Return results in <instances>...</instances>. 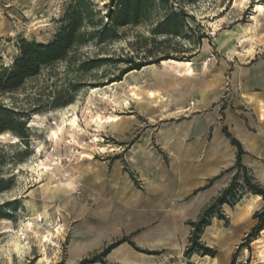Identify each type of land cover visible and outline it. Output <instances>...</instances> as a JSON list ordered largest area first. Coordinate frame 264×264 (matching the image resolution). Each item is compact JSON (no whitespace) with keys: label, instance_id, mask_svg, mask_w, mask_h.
<instances>
[{"label":"rangeland","instance_id":"1","mask_svg":"<svg viewBox=\"0 0 264 264\" xmlns=\"http://www.w3.org/2000/svg\"><path fill=\"white\" fill-rule=\"evenodd\" d=\"M86 1L92 4V12L88 13L83 29L92 32L107 22L110 0ZM153 1L145 20L117 28L114 36L103 39L88 36L87 42L72 49L66 59L44 66L37 76L27 79L16 91L0 93L1 105L11 108L27 129L24 137L10 130L0 136V214L3 215L0 217V264H67L74 242L73 228L88 216L107 224L115 222L116 232L110 237L120 238V229L124 230L122 225L130 221L132 214L124 210L120 185L124 176L129 175L133 180V173L136 178L128 160L136 161L140 154L152 148L150 131L161 124L181 125L185 115L181 110L182 101L187 98L188 106L196 109V97L201 93L209 94L212 102L199 107L202 109L199 113L216 107L222 112L231 97L226 89L228 65L264 55V0H249L244 5L240 0ZM75 2L0 0V71L9 67L20 54L23 40L41 43L54 40ZM171 12L181 14L170 21L174 27H180L179 33L152 34V29ZM240 25L242 33H234L240 39L225 45ZM232 47L236 49L233 55L229 53ZM164 54L182 57V60H162L138 70L148 73V77L130 71L118 78L127 65L125 59L147 58L150 62V55ZM96 59L103 61L94 66L91 61ZM186 61L193 62L194 73ZM153 74H157L159 80ZM218 75L223 83L217 80ZM136 83L159 90L164 96L162 103L153 101L152 108H146L148 91L143 89L139 91L138 101L126 106L115 105L113 98H126L128 85ZM70 99L71 102L63 104ZM63 112L69 117L76 113L89 134L74 137L67 126L56 138L52 131L61 124ZM98 123L102 127L98 128ZM95 133L104 139L100 144L107 146L106 152H100L96 143L91 142ZM40 161L53 168L61 180L70 183L68 194L45 201L52 185L47 172L41 177L37 175L34 168ZM252 177L264 185L253 172ZM134 183L140 186L139 182ZM242 184L241 176L237 192L243 197L232 207L222 205L225 218H212L201 241L216 250L215 257L221 264H231L235 252L236 264L248 261L264 264L259 254L264 246L262 231L248 246L240 247L256 222L255 212L264 205L262 197L260 202H254L253 194ZM87 199H97V202L84 205ZM43 204L48 205L47 216L43 212L44 215L36 218L34 209L42 212ZM247 205L252 206L250 213ZM188 222L184 243L171 253L166 249L156 250L159 252L153 254L156 264H198L197 261L205 257L200 253L187 255L192 234ZM57 227L62 233L57 234ZM208 227L216 234L208 236ZM43 235H48V239ZM16 240L25 245L21 253L15 248Z\"/></svg>","mask_w":264,"mask_h":264},{"label":"crops","instance_id":"2","mask_svg":"<svg viewBox=\"0 0 264 264\" xmlns=\"http://www.w3.org/2000/svg\"><path fill=\"white\" fill-rule=\"evenodd\" d=\"M217 80L223 83L221 75ZM227 80L225 87L231 97L222 112L216 107L199 113L201 107L212 102L209 94L196 97L194 105L198 109L188 106L184 98L182 124L156 126L150 131L152 148L140 154L136 161L128 160L140 186L127 175L132 189L125 194L121 192L122 204L132 214L130 221L122 225L120 238L128 236L142 250L166 249L170 253L184 243L185 223L195 221L203 206L226 188L234 175V171L226 172L210 187L193 194L236 162L238 148L224 134V126L242 144L245 151L242 163L264 181V55L228 65ZM252 196L254 202H260L261 196ZM94 201L97 199H87L84 205ZM115 226V222L107 224L95 217L84 218L73 228L74 242L67 264H79L83 258L119 239L110 237L116 232ZM106 261L156 264L153 254L139 251L129 242L114 248Z\"/></svg>","mask_w":264,"mask_h":264},{"label":"trees","instance_id":"3","mask_svg":"<svg viewBox=\"0 0 264 264\" xmlns=\"http://www.w3.org/2000/svg\"><path fill=\"white\" fill-rule=\"evenodd\" d=\"M153 2V0H110L106 11L107 22L101 25L100 28L91 32L84 30L83 28L84 23L87 21L88 13L92 12V9L90 8L92 4L86 0H76L75 4L68 10V13H66L65 25L57 33L54 40L49 43L27 40H23L21 42L20 54L14 59L13 63L9 67L0 71V93L16 91L25 83L27 79L37 76L44 66H47L57 60L66 59L72 49L87 42L88 36H96L98 39H103L106 36H114L113 33L115 30L121 26L140 23L142 20L146 19ZM180 15L181 14L177 12L167 14L163 21L157 25L158 27L152 29V34H178L180 27H174V24L171 25L172 22L170 21L172 18L177 19ZM176 23L177 26H180L178 21H176ZM167 25H171V28H168ZM162 26L165 28H161ZM150 57L152 58L150 62L147 61V58L136 60L133 57H130L125 59L127 65L120 71L118 78L120 79L123 75L130 71L140 70L148 64L159 63L162 60H182V57H172L168 54L158 56L150 55ZM102 61L103 60L101 59H96L91 62L95 66L100 64ZM68 102H71V99L63 104H67ZM7 130L14 132L16 136L24 137L27 129L25 127V123L18 121L16 114H14L11 108L1 105L0 103V134ZM223 132L227 138L231 140L232 144L238 148L236 162L233 166L209 179L206 185L196 189L193 194L207 189L214 181L221 178L226 172L234 171V175L230 184L202 210L198 219L188 222L192 228V234L189 239V246L187 250L188 256L192 253H200L202 256H216V250L208 245H205V243L201 241V236L204 229L211 224L212 218H225V214L222 211V205L226 204L232 207L243 197L242 193L237 192V186L239 185V179L241 176L243 179L242 186L245 187L246 191L253 195L261 196L264 201V185L259 181H256L252 177L251 170L242 163V155L245 151L241 142L232 136L226 126L223 127ZM131 176L138 184V181L133 173H131ZM0 217H3V215L0 214ZM253 218L256 222L245 237L244 241L241 243L240 247L248 246L263 230L264 205L260 210L255 212ZM124 242H129L137 250L148 254L159 253L158 251L142 250L137 247L128 236H123L122 238L108 244L100 252L83 258L79 264H110L106 261V256L114 248ZM236 255L237 252L234 253L231 264H236ZM240 264H251V262L248 261Z\"/></svg>","mask_w":264,"mask_h":264},{"label":"bare ground","instance_id":"4","mask_svg":"<svg viewBox=\"0 0 264 264\" xmlns=\"http://www.w3.org/2000/svg\"><path fill=\"white\" fill-rule=\"evenodd\" d=\"M249 0H240V2L242 3V5H244L245 3H247ZM262 11V10H261ZM257 21V20H256ZM242 29L243 27L240 25L238 26V28H236V30L233 31V33L231 34V36L229 37V41L225 43V45H227L228 43H232L234 40H237V39H240V37L238 36V34L242 33ZM238 33V34H235L234 33ZM245 32V31H244ZM233 44V43H232ZM235 44V43H234ZM250 51V50H249ZM248 51V53H250ZM254 52V51H253ZM229 53L231 55L235 54L236 53V49L235 47H232L230 48L229 50ZM252 53V52H251ZM250 53V54H251ZM256 53V52H255ZM247 54V53H246ZM254 54V53H253ZM252 54V55H253ZM176 60V59H175ZM171 62H173V60H170ZM168 62V61H166ZM185 64L189 65L190 68H191V73L193 72L192 70H194L193 68V62L192 61H186ZM149 66V65H148ZM154 67V65H152ZM152 67V69H153ZM143 69V68H142ZM157 70V69H156ZM133 72H136V73H139L141 76L143 77H148L146 72H143L142 70L141 71H138V70H133ZM194 73V72H193ZM140 76V77H141ZM153 77L157 78L156 80H159V76L157 74H153ZM139 79V78H138ZM144 79V78H143ZM140 81V80H139ZM122 82V81H121ZM153 82V81H152ZM135 83V82H134ZM121 84V83H120ZM120 86V85H119ZM129 86V91H128V96L126 98H117L114 100L113 98V101L115 103V105H119V106H126V105H129L131 103V101H135V100H139L140 97H139V92L140 90H143V89H147L148 91V97L147 99L149 100L148 101V105L146 108H148V106H150L148 109H151L152 107V102L154 101L155 103H162L161 102V99H163V95L162 93L159 91V90H156V89H152V88H148L147 86H143L141 84H131V85H128ZM111 89V88H110ZM93 91L96 92L95 89H93ZM120 97V96H119ZM170 97V96H169ZM101 98H104V97H101ZM107 98V97H106ZM112 99V98H111ZM142 99V98H141ZM192 101V100H191ZM168 102V101H167ZM134 103V102H133ZM117 107V106H116ZM67 108V107H66ZM71 109V108H70ZM182 110V109H181ZM71 112V111H70ZM69 112V113H70ZM183 112V111H182ZM62 119H61V124L58 126L57 130H53L52 133L53 135L57 138V135L58 133L60 132H63L64 131V128H66L67 126L70 127V131H72V136L76 137L77 134H86L87 133L89 134V132L83 128V126H81V124L79 123V119H78V115L76 113H73L71 117H69V115H67L66 112H63L62 113ZM98 128L102 127V125L100 123H98ZM115 130L118 129V126L115 125L114 126ZM97 131V130H95ZM79 132V133H78ZM3 134H0V136H2ZM91 135V134H90ZM59 136V135H58ZM104 139L102 138V136L99 135V133H95L93 134V139L91 140V142L93 143H96V145L100 148V152H106L108 150L107 146L106 145H103V144H100V142H102ZM80 141V140H79ZM96 146V147H97ZM116 149H119L116 148ZM111 150H115V148H111ZM40 151V149H39ZM110 151V150H109ZM37 168H34L35 170H37L38 174L40 177L43 176V174L45 172L48 173V178L51 182V185L50 188L48 189L50 191V194L45 196V201H49V200H53L54 198L58 197V195L62 194V193H69V188H70V183L69 182H64L63 180L60 179V177H58V173L55 172V171H52L53 168H51L50 166L46 165V163L44 164L43 161H40L37 163ZM43 180V179H42ZM123 180V183H122V191L123 193L125 194L126 192H129L131 189H132V183L130 181V179L128 178V176H124V179ZM40 181V180H39ZM47 185V184H46ZM71 191V190H70ZM58 200V199H57ZM245 200V199H244ZM243 200V201H244ZM243 204V202H242ZM248 206V209L247 211H251L252 209V206L251 205H247ZM239 207H242V205H240ZM41 208L43 209L42 212L34 209V214H35V217L36 218H40L43 214V212L46 214L47 216V209H48V205L47 204H43L41 206ZM58 208V207H57ZM254 209V208H253ZM250 213V212H249ZM44 215V214H43ZM31 218V216H29ZM236 217V216H235ZM29 223V222H28ZM33 223H29V225H32ZM38 225V224H37ZM23 227V226H22ZM25 227V226H24ZM54 228V227H53ZM32 229V228H31ZM20 231V230H19ZM18 231V232H19ZM54 231V230H53ZM56 231L58 232L57 234L62 233L61 232V228L60 227H57L56 228ZM51 232V231H50ZM208 233L207 234L208 236H213L216 234V232L210 228V230H208ZM51 234V233H50ZM21 236V235H20ZM57 236V235H56ZM43 237H45V239L47 240L48 239V235H43ZM262 237H263V240H264V228L262 230ZM22 238V237H21ZM165 238V237H164ZM43 239V238H42ZM260 239V238H259ZM41 240V239H40ZM162 240V239H161ZM165 240V239H163ZM258 241V239H257ZM48 242V241H47ZM42 243V242H41ZM45 244V243H44ZM153 244V243H151ZM150 245V243H149ZM228 247V246H227ZM259 247V246H258ZM261 247V246H260ZM15 248L18 252L21 253L22 250L25 249V245H23L21 242H19V240H16L15 241ZM231 247H228V249H230ZM44 249V248H43ZM41 252V251H40ZM263 258H264V246L263 248L260 249L259 251ZM177 254V253H176ZM45 257V256H44ZM41 259V258H40ZM169 260V259H168ZM44 261V260H43ZM198 264H221L220 261L216 258V257H211L209 255H206L205 257L203 258H200L198 261ZM46 263V262H45Z\"/></svg>","mask_w":264,"mask_h":264}]
</instances>
